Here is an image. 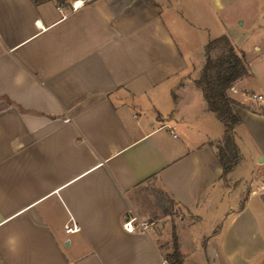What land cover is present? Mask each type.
<instances>
[{"label":"crops","instance_id":"obj_1","mask_svg":"<svg viewBox=\"0 0 264 264\" xmlns=\"http://www.w3.org/2000/svg\"><path fill=\"white\" fill-rule=\"evenodd\" d=\"M166 15L160 0H0V264H264V84L257 108L236 96L244 78L228 90L241 122L224 175L205 53ZM149 188L183 213L170 232ZM131 213L155 224L128 232Z\"/></svg>","mask_w":264,"mask_h":264},{"label":"rangeland","instance_id":"obj_2","mask_svg":"<svg viewBox=\"0 0 264 264\" xmlns=\"http://www.w3.org/2000/svg\"><path fill=\"white\" fill-rule=\"evenodd\" d=\"M160 1L168 14V23L172 21L174 24L171 30L175 38L182 46L189 48L197 60H200L211 39L221 35L234 38L253 71L237 84L236 96L244 99L250 97V105L257 108L260 102L252 98V92L264 84V0H229L220 9L214 6L212 0ZM171 8L177 12H171ZM220 50L219 47L213 55ZM238 172L239 168L235 173ZM143 201L157 206L152 216L161 219L169 232L176 219L183 214L158 188L146 190Z\"/></svg>","mask_w":264,"mask_h":264},{"label":"trees","instance_id":"obj_3","mask_svg":"<svg viewBox=\"0 0 264 264\" xmlns=\"http://www.w3.org/2000/svg\"><path fill=\"white\" fill-rule=\"evenodd\" d=\"M220 52L213 55L216 49ZM205 63L197 83L202 88L209 110L216 113L225 125L223 144L219 145V159L224 175L228 174L238 163L239 150L235 140V128L241 122L236 110L240 103L228 95V90L242 78L251 75L244 51L233 44L229 36L221 35L211 39L205 46ZM175 252L171 257L179 263L177 235L174 231Z\"/></svg>","mask_w":264,"mask_h":264},{"label":"built area","instance_id":"obj_4","mask_svg":"<svg viewBox=\"0 0 264 264\" xmlns=\"http://www.w3.org/2000/svg\"><path fill=\"white\" fill-rule=\"evenodd\" d=\"M82 5L81 1H75L73 3V10H77ZM252 98L254 100L262 101L263 95L258 93H253ZM154 221L142 220L135 214H127L124 217L123 227L128 232H135L137 230L141 232H147V230L154 225ZM78 230V226L67 227V231ZM162 264H170V261L167 258H162Z\"/></svg>","mask_w":264,"mask_h":264}]
</instances>
